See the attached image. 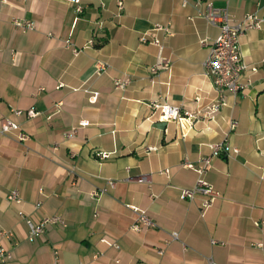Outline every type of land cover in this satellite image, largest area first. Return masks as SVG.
<instances>
[{
  "label": "crops",
  "instance_id": "obj_1",
  "mask_svg": "<svg viewBox=\"0 0 264 264\" xmlns=\"http://www.w3.org/2000/svg\"><path fill=\"white\" fill-rule=\"evenodd\" d=\"M200 1L81 0L78 14L67 0H0V123L30 137L22 144L13 133L0 135V234H10L2 244L13 256L4 264H264V28L240 40L243 61L257 68L242 77L250 85L237 96L226 92L219 113L203 117L219 100L202 64L220 30L200 16ZM203 1L234 22L264 16V0ZM13 17L34 30L21 32ZM158 24L173 33L159 34L172 67L151 81L158 51L139 39ZM98 61L109 65L100 75ZM116 78L130 84L118 91ZM152 103L200 112L201 120L161 121ZM30 110L38 115L28 117ZM224 139L239 153L211 160L202 179L221 197L202 215V197L180 198L198 179L182 164L198 167ZM98 152L111 157L99 162ZM107 180L116 188L94 201L90 193ZM13 191L21 204L7 200ZM127 205L146 211L156 227L132 231ZM20 212L35 224L60 217L67 227L49 226L29 242Z\"/></svg>",
  "mask_w": 264,
  "mask_h": 264
},
{
  "label": "built area",
  "instance_id": "obj_2",
  "mask_svg": "<svg viewBox=\"0 0 264 264\" xmlns=\"http://www.w3.org/2000/svg\"><path fill=\"white\" fill-rule=\"evenodd\" d=\"M179 1L182 7H186L188 4L187 0ZM67 2L75 7L76 13L79 14L82 12L81 0H67ZM200 5L203 6V11L200 13V16L205 19L210 26L217 27L220 30L217 38L208 45V56L202 64L204 74L211 80L212 87L219 97L218 102L210 108V112L207 115H202L203 117H210L212 119L214 115L219 113L220 108L224 105L225 93L228 92L233 96H237L251 83L250 76H248L244 82L242 80L243 75L247 73L249 75H253L257 72L256 67H251L243 61L240 53V40L246 33L264 28V16L250 14L245 15L241 20L234 22L227 10L216 9L210 2L203 0H201L199 3H196L195 7L198 8ZM117 9L119 15L123 10V3L121 1L117 3ZM11 22L15 28L19 29L23 33L32 31L35 28L34 23L30 21H23L15 17L12 18ZM159 34L164 38H170L173 36L169 25L158 24L154 25L150 32L142 35L139 39L140 43L152 45L156 47L158 51L156 63L148 70L151 81H153V78L161 72H170L172 67L171 60L164 55V44ZM64 44L67 47L70 46L69 41H65ZM200 45L206 46L207 43L205 40H202L200 41ZM89 46H92V41H90ZM73 52L77 53V50L74 49ZM108 68L109 65L105 62L98 61L95 63V73L97 75L105 73ZM113 84L116 90L123 91L130 84V80L128 78H116L114 79ZM59 106L60 104H57V107ZM151 107L154 110H158L160 112L161 121H180L182 119H186L190 122H197L201 120L200 112H183L182 114L177 107L158 103H152ZM14 114L19 116L22 113L20 111H14ZM37 115L38 114L32 110L27 112V116L30 118H33ZM85 124V122H81L79 123L78 127H83ZM78 127L72 128L64 135V138L66 140L74 139ZM236 127L237 123L231 122L230 128L235 129ZM10 133L15 134L16 140L22 144L28 142L30 139L29 135L22 131L18 125L7 120H2L0 123V135H8ZM209 148L210 154L199 161L198 167H194L187 161L182 164L184 168L195 170V172L198 174V179L193 187L181 190L180 198L184 201H192L198 196L202 197V215L215 203V201L221 197L218 191L214 190L211 185L202 179L203 174L211 169V160L221 156L230 158L239 153V150L235 147H232L226 139L219 143L210 145ZM151 151H153V149H148V152ZM110 157V153L98 152L95 154V158L99 162L105 161ZM69 174L73 175L74 173L70 171ZM162 174L168 176L169 171L164 170ZM262 176H264V170H262ZM136 182L138 184L148 183L145 177H139L136 179ZM116 185V181L107 180L106 186L92 191L90 193V197L96 201L100 197L106 195L109 190L115 189ZM7 200L17 205L21 204V199L17 191L11 192L7 196ZM36 207L39 208L40 204H37ZM126 208L129 209L133 215V223L131 225L132 231L147 232L156 227L155 223L148 216L146 211L141 210L133 205H127ZM19 216L24 219L28 228L27 240L29 242H34L37 238L44 235L49 226H59L61 228L67 227L66 222L60 217L44 218L40 223L35 224L32 221L26 219L23 216V213L20 212ZM9 236L10 234L7 232L0 234V264L11 261L13 257L12 252L6 249L2 244V239H6ZM171 239L172 241H177L178 235L172 234ZM101 243L116 250L119 248L118 245L110 243L105 239H102ZM212 243L217 244L215 241ZM157 253L158 255H162V249H158ZM55 259L57 262L56 252ZM210 264L214 263L210 261Z\"/></svg>",
  "mask_w": 264,
  "mask_h": 264
}]
</instances>
